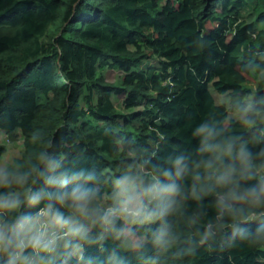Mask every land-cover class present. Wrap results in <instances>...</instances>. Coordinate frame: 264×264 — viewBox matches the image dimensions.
<instances>
[{
	"label": "trees",
	"instance_id": "1",
	"mask_svg": "<svg viewBox=\"0 0 264 264\" xmlns=\"http://www.w3.org/2000/svg\"><path fill=\"white\" fill-rule=\"evenodd\" d=\"M251 96L264 97V0H0V133L21 141L10 168L54 144L118 174L137 151L188 147L201 119L242 131L231 101ZM176 264H264V250L220 242Z\"/></svg>",
	"mask_w": 264,
	"mask_h": 264
},
{
	"label": "clouds",
	"instance_id": "2",
	"mask_svg": "<svg viewBox=\"0 0 264 264\" xmlns=\"http://www.w3.org/2000/svg\"><path fill=\"white\" fill-rule=\"evenodd\" d=\"M231 106L242 131L201 119L188 147L137 151L118 174L72 166L54 144L26 169L0 165V264H176L220 242L264 250V97Z\"/></svg>",
	"mask_w": 264,
	"mask_h": 264
},
{
	"label": "rangeland",
	"instance_id": "3",
	"mask_svg": "<svg viewBox=\"0 0 264 264\" xmlns=\"http://www.w3.org/2000/svg\"><path fill=\"white\" fill-rule=\"evenodd\" d=\"M250 11V10H249ZM249 11L247 13H245L244 15L247 16L249 14ZM251 18L249 17V19H247V21H249ZM262 25H260L259 27H261ZM117 73H111L105 72V76L106 78L110 81L113 80L114 78L117 77ZM253 84L252 82H249L247 84V88H252ZM210 92L215 100V102L218 105H225L228 108V98L225 95H219L218 93H216L212 87H210ZM112 101L115 105L116 108L118 109H122V102H123V97L119 96H113L112 97ZM236 113L235 112H230L229 113V118L231 119H236ZM20 145H21V141L19 139H11V138H7L6 136L2 135L0 133V146L4 147L5 151L1 157L0 160V165H8L9 163L12 162L13 158H15L20 151Z\"/></svg>",
	"mask_w": 264,
	"mask_h": 264
}]
</instances>
